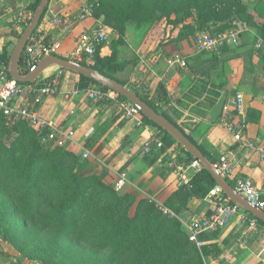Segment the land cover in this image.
<instances>
[{"label":"crops","instance_id":"crops-1","mask_svg":"<svg viewBox=\"0 0 264 264\" xmlns=\"http://www.w3.org/2000/svg\"><path fill=\"white\" fill-rule=\"evenodd\" d=\"M35 1L0 0V52L6 47L12 52L18 41L14 32L24 30L15 23L21 19L17 13ZM245 3L254 24H247L237 44L210 52H200L194 36L183 35L180 29L173 31L170 26L165 31L166 40L146 37L132 41L127 28V43L121 46L119 55L130 64L118 76L128 86H147L153 95L162 85L167 99L160 104L173 121L218 160L222 155L230 158L233 172L223 176L234 189L237 178L249 177L264 193V152L259 150L264 149V51L254 48L256 39L264 38V2L245 0ZM85 6L83 0H49L33 42H60L57 55L68 57L82 34L105 24L94 12L80 19ZM116 38L112 28L109 41L101 48L102 56L111 55L112 40ZM175 54L184 57L187 65L170 64L169 59ZM51 76L57 89L54 94L43 96L40 102L33 95H23L16 101L40 115L43 125L32 128L41 138L58 129L59 140L49 142L57 146L63 139L60 145L68 152L82 153V159L88 152L90 161L97 164L96 172L107 170L104 181L116 190L124 175L125 191L149 199L156 207L162 203L172 209L186 233L189 232L186 222L190 219L208 218L214 213L219 199L209 192L204 196H187L180 191L190 186L196 172L188 170L187 179L182 178L180 167L187 165L182 162L185 154L178 142L162 151L156 139L164 143L165 134L147 124L143 113L128 118L112 101L90 98L89 90L99 85L79 73L52 65L34 83L42 84ZM240 91L245 96L246 129L243 140L237 141L221 124V117L230 98ZM233 114L234 120L242 124L243 117L234 111ZM147 142L151 143L149 149L145 146ZM254 218L258 221L241 207L229 223L204 232L201 237L209 248L206 255L202 254L204 264L264 263V237L259 231L264 229V221L259 219V230H254L249 226Z\"/></svg>","mask_w":264,"mask_h":264},{"label":"rangeland","instance_id":"rangeland-1","mask_svg":"<svg viewBox=\"0 0 264 264\" xmlns=\"http://www.w3.org/2000/svg\"><path fill=\"white\" fill-rule=\"evenodd\" d=\"M83 1L86 6L92 7L93 12L100 5V0ZM203 2L211 5L217 1ZM173 17L174 14L171 19ZM185 23L187 28H183V24H169V20L157 12L154 21L141 25L129 22V37L132 41L146 37L166 40L165 31L170 26L173 31L180 29L179 33L183 35L195 32L196 40L202 30L197 29L195 11L185 19ZM10 121L15 125L19 123L14 118ZM17 127L7 137V130L0 123V264H196L187 247L182 254L176 255L182 242L166 234L157 239L156 246L154 243L156 255L151 254L148 260L141 261L149 247L151 233L147 218L128 224L121 221L120 214L112 217L108 212L111 202L108 193L96 196L89 192L81 194L77 204L78 214L82 212L79 218H76L77 214L59 218L57 209L73 200V192L67 191L64 184L51 181L53 158L42 169H33L32 175L28 176L22 159L33 144L34 134L29 131L33 128L24 124ZM12 136L16 137L14 146H10L8 141ZM56 148L67 151L60 144ZM71 153L83 161H90V157L82 159V153ZM76 158L64 163L65 168L73 166ZM66 174L69 175L70 171ZM125 188L126 184L118 190L127 192ZM141 198L136 197L127 211L133 213ZM97 199L103 200L93 204ZM49 241L57 244L63 259L59 257L52 262L44 256L46 253L43 254L40 247L43 250L49 248V252L51 245H45Z\"/></svg>","mask_w":264,"mask_h":264},{"label":"trees","instance_id":"trees-1","mask_svg":"<svg viewBox=\"0 0 264 264\" xmlns=\"http://www.w3.org/2000/svg\"><path fill=\"white\" fill-rule=\"evenodd\" d=\"M203 1L204 0H100V5L95 9L94 15L98 18H102L103 22L106 25L112 27L117 33V38L112 40L111 55L102 56L101 48L103 47V45H101L97 47L95 55L93 56V60L91 62L84 61L83 64L91 66L99 70L102 74L113 78L123 84H127V82L118 75L124 72V70L130 64V61L121 58L119 55L121 46L127 43L126 33L128 23L131 21H135L136 23H138V25H141L145 22L154 21V19L157 17V12H159L162 17H166L169 20V24H183L182 27L187 28L188 26L185 23V19L188 16L192 15V11H195L198 24L197 29L202 31H209L212 33L224 31L232 27L233 22L236 19L241 20L242 22L249 25L254 24L252 15L248 13V8L245 0H215L217 1L216 4L212 3L211 5H205ZM254 1L264 2V0ZM39 2L40 0H36L35 2H32L26 9L20 10L17 14L21 15L19 16V18L21 19H17L15 23L20 24V26L25 29L27 24L30 22L31 16L35 12ZM173 14L174 19H171V16ZM37 29L34 31L33 36L35 35ZM22 32H14L15 37L19 39ZM194 34L195 32H191L189 35L195 37ZM242 38L243 40L246 39L244 34L242 35ZM244 42L247 43L246 40ZM32 43L33 39L31 38L27 45H30ZM10 55L11 51L8 49V47H6L3 52H0V70L4 66H9ZM30 62L31 58L27 55V51L25 50L20 63V69L23 73H27L29 71ZM52 79L53 76L45 79L44 82ZM89 80L92 83L99 85V87L109 89L107 86L100 84L96 80ZM25 84L32 83L29 82ZM130 87L134 91H136L144 101L150 104L159 113L166 116L171 122H173L184 132V130L175 121H173V119L167 114L166 110L160 104V102H164L167 99V92L162 85L158 87L154 95L151 93L147 86L141 85L140 87ZM119 96L125 98L120 94ZM11 118L12 117H8L0 113V123L7 130V137H10L11 132L18 128L17 125L24 124L31 126L27 121L23 120L18 121L19 123H16L15 125L11 123ZM144 121L147 124H151L157 127L160 132H163L165 134L164 146L161 148L162 151L172 144L177 143V141L168 132H166L162 127L157 125L148 117L144 116ZM29 131L34 134V141L29 151L22 159L23 166L27 171L28 176L32 175L33 169H37L39 167L42 169L48 163L49 159L53 158L52 164L50 166L51 181L54 183H58L59 185L64 184V188L67 191L73 192V200L65 206L57 209L56 215H58L59 218L66 217L69 214H77L76 218H79L82 212L78 214L79 206L77 204L79 203L78 200L81 194L89 192L90 194L96 196L98 194L104 193V195H106L108 193L111 199V202H109L108 206V212L112 215V217L120 214L119 216L121 218V221H126V223L128 224L134 220L141 221V218L143 217L147 218V224L149 225V230L151 231V233L149 237V247L147 248V250H145L141 261L145 262L146 260H148L151 254L156 255L154 243L157 242V239L162 238V236L166 234L169 235V237L182 242L181 247L179 248L176 255L182 254L184 252V248L187 247V249L190 250V253L195 258L196 264H204L202 254L206 255L209 252V248L204 242V245L200 251L189 240L188 233L183 230L182 224L178 219L163 215L155 206V204L150 202L149 199L146 198H141L139 201H137L136 209L133 213L127 211L128 206L131 202L135 201L136 197L130 192H120L119 190H116L114 188V185L107 184L104 181L105 177L107 176V170H103L102 173H97V164L95 165L91 161H83L79 158H76L71 152L64 150L60 151V149L56 148L53 142H47L43 144L41 142L42 135L38 131H35L31 128ZM187 136L213 163H216L218 158L212 151H209L203 145L195 142L189 135ZM15 140V136H12L8 140L10 146H14ZM177 145L185 154L182 162L188 165L193 156L188 153L180 144L177 143ZM70 158H76V161L70 168H65L64 163L66 164ZM66 169L70 171L69 175L66 174V172H68ZM215 186V178L208 170L202 168L200 171L196 172L193 175L190 181V186L182 187L180 188V191L186 193L187 196H204ZM102 200L97 199L93 202V204H97ZM258 221L260 220L258 219ZM166 229L167 231H164ZM152 235L158 238L154 239ZM45 245H51L49 252V248L47 250H43L40 247L42 253H46L44 254L46 258H49L52 262H56L59 257L61 259L64 258V255L61 254L62 252L59 250L57 244L54 241L45 242ZM156 245L157 243L155 244V246Z\"/></svg>","mask_w":264,"mask_h":264},{"label":"built area","instance_id":"built-area-1","mask_svg":"<svg viewBox=\"0 0 264 264\" xmlns=\"http://www.w3.org/2000/svg\"><path fill=\"white\" fill-rule=\"evenodd\" d=\"M92 7L85 6L80 19L92 13ZM62 22V20H59ZM65 23V21H63ZM233 28L229 30L219 32L201 31L197 34L196 42L200 52H210L219 49L224 45L237 44L240 41L241 34L247 30V24L234 20ZM111 27L102 24L99 28L82 34L76 46L71 50L68 55V59L74 63L83 64L84 61L91 62L98 46L104 45L109 41ZM60 42L45 43V42H33L26 46L27 55L31 58L30 69L32 71L39 61L46 55L59 54L61 48ZM254 48L257 51H264V38L258 37L254 43ZM170 64L180 63L182 66L187 65V60L180 54H175L169 59ZM9 66H4L0 70V113L8 117H12L18 121H27L33 127H39L43 125V120L36 111L30 110L27 106H19L16 104L17 100L23 95H33L36 97V101L40 102L41 98L46 95H52L56 92V86L54 80H48L42 84H23L12 78L8 70ZM88 95L92 99L104 100L108 99L114 103V105L123 112L124 116L130 118L136 115H142L141 107L137 104H133L127 99L121 98L118 93L110 89L104 88H92L89 90ZM243 117L242 124L237 123L234 120V114ZM245 96L243 92H237L236 95L230 98L229 103L226 105V109L221 117V124L230 131L237 141H241L244 138V130L246 129L245 123ZM57 132L58 129H54L45 137L41 138L43 143H47L51 140H59ZM63 143V139L59 141ZM151 143H146V149H149ZM156 145L163 147L164 143L160 139H156ZM252 146V144H250ZM264 152V149H259ZM84 157H89V153H84ZM214 167L224 176H230L233 172L232 162L227 155H222L220 159L214 163ZM202 169V164L198 159H192L190 163L185 167H180L181 176L187 179L186 172L188 170L198 172ZM125 184V176L122 175L117 182V187L120 189ZM235 191L241 194L247 201L254 207L264 210V193L256 186L254 181L249 177H240L236 179ZM209 195L218 198V205L214 213L208 218H192L186 222L189 229V240L199 249L204 245V240L201 235L207 231H213L220 227H223L229 223L230 218L240 210L238 203H233L229 197L224 194V191L216 186L212 188ZM159 211L169 217H176L175 212L162 203H157ZM251 229L259 230V224L257 219H251L249 221ZM264 237V229L259 230ZM264 264V263H259Z\"/></svg>","mask_w":264,"mask_h":264},{"label":"water","instance_id":"water-1","mask_svg":"<svg viewBox=\"0 0 264 264\" xmlns=\"http://www.w3.org/2000/svg\"><path fill=\"white\" fill-rule=\"evenodd\" d=\"M49 0H40L30 22L25 27L20 38L10 55L9 73L12 78L22 83H34L38 77L50 66L58 65L64 69L79 73L89 79L98 81L100 84L107 86L109 89L122 95L133 104L141 107L144 116L155 122L168 132L188 153L195 159H198L203 167L208 170L215 178L219 187L225 192L233 203H238L242 208L250 211L256 218L264 221V210L252 206L246 198L237 193L234 187L228 182L215 167L214 163L201 151V149L173 122L166 116L155 110L150 104L144 101L136 91L130 86L123 84L113 78L102 74L99 70L84 64L74 63L68 58L57 54L44 56L37 66L28 73H22L20 63L29 40L32 38L34 31L40 25L43 15L46 13Z\"/></svg>","mask_w":264,"mask_h":264}]
</instances>
